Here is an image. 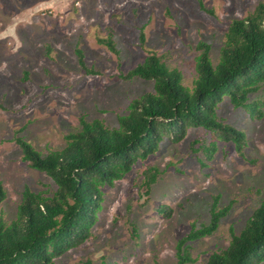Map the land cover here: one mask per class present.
Wrapping results in <instances>:
<instances>
[{
    "label": "rangeland",
    "instance_id": "1",
    "mask_svg": "<svg viewBox=\"0 0 264 264\" xmlns=\"http://www.w3.org/2000/svg\"><path fill=\"white\" fill-rule=\"evenodd\" d=\"M263 1L52 0L30 11L37 0H0V184L6 191L0 217L15 218L25 188L47 196L56 189L23 160L16 137L46 154L62 149L81 119L117 128L129 103L153 91L151 81L120 75L154 53L190 87L197 44L211 46L215 65L229 24ZM108 39L116 52L101 42ZM76 50L96 75L82 70ZM249 101L259 103L253 117L228 98L217 108L220 121L245 133L242 155L232 143L216 142L206 159L201 149L214 138L202 128L188 129L179 143L165 138L155 154L101 189L91 238L53 264H175L177 243L209 223L214 197L219 208L230 206L229 214L212 235L186 242L193 260L187 264H205L226 248L230 229L239 233L264 200V83ZM151 167L159 175L146 193L142 181Z\"/></svg>",
    "mask_w": 264,
    "mask_h": 264
},
{
    "label": "trees",
    "instance_id": "2",
    "mask_svg": "<svg viewBox=\"0 0 264 264\" xmlns=\"http://www.w3.org/2000/svg\"><path fill=\"white\" fill-rule=\"evenodd\" d=\"M101 42L116 52L112 40ZM139 43H145L142 30ZM196 51L190 87L182 83L178 69L170 68L154 53L120 75L124 80L151 81L153 91L129 103L127 113L118 117L117 128L81 119L80 128L65 137V146L46 154L22 137L14 139L28 166L44 173L56 189L47 196L25 188L15 218L6 222L0 217V264H53L55 258L90 239L103 201L101 189L113 186L137 161L155 154L165 138L179 143L188 129L202 128L214 138L201 149L206 159L215 152L216 142L232 143L243 154L245 133L220 121L217 108L228 98L251 117L258 112L259 103L250 102L249 96L264 83V1L245 18L229 24L215 65L209 44L199 42ZM76 55L86 74H97L87 68L81 50H76ZM158 175L155 167L144 172L142 188L146 193ZM5 198L0 184V205ZM218 202L219 197H214L209 223L192 227L177 243L175 264L192 262L186 242L212 235L229 214L230 206L219 208ZM163 212V206L157 208V213ZM230 236L228 246L211 254L205 264L264 263V200L239 233L230 229ZM79 264L93 263L87 260Z\"/></svg>",
    "mask_w": 264,
    "mask_h": 264
},
{
    "label": "crops",
    "instance_id": "3",
    "mask_svg": "<svg viewBox=\"0 0 264 264\" xmlns=\"http://www.w3.org/2000/svg\"><path fill=\"white\" fill-rule=\"evenodd\" d=\"M52 2V0H37L36 4H34L33 6H31L29 8V10H33L34 8H40L39 5H41L42 3H46L48 6L49 4ZM46 5V6H47Z\"/></svg>",
    "mask_w": 264,
    "mask_h": 264
}]
</instances>
